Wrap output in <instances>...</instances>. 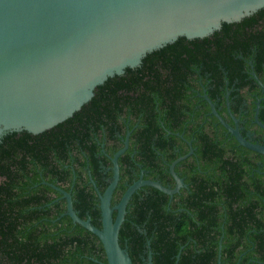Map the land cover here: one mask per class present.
<instances>
[{"label": "trees", "instance_id": "1", "mask_svg": "<svg viewBox=\"0 0 264 264\" xmlns=\"http://www.w3.org/2000/svg\"><path fill=\"white\" fill-rule=\"evenodd\" d=\"M257 18H264V8L239 22L250 25ZM232 24L243 28L238 22L226 23L210 36L191 41L179 37L147 53L139 66L109 77L96 87L95 95L80 110L49 130L39 134L8 132L1 137L0 264L106 262L104 248L95 234L73 223L67 215L56 219L64 212L65 204L50 203L43 189L54 190L40 181L66 183L70 171L64 167L68 147L81 146L86 153L85 160L75 159L81 167L88 165L92 174H97L99 189L103 191L106 182L98 172V159L92 154L94 146L88 144L90 135L85 130L87 123L96 121L93 112L108 111L107 117H98L111 120L114 116L110 111L114 106L120 110V104L131 103L132 90L161 84L163 64L176 69L185 64L184 54L191 59L194 53L189 43L206 48L211 37L217 40L230 37ZM105 103L111 105L105 107ZM218 168L222 172L226 165ZM150 189L151 194L144 199L132 195L118 233L119 244L127 249L132 264H145L148 251H151L152 264H217L219 241L220 264H264V185L257 190L258 199L246 198L244 202L242 196L230 189L222 202L216 194L210 204L189 203V212L178 211L177 205L167 204L168 195ZM72 200L80 217H90L94 225L101 226L100 209L91 188L75 184ZM192 213L206 224L197 227ZM208 226H213L210 234Z\"/></svg>", "mask_w": 264, "mask_h": 264}, {"label": "flooded vegetation", "instance_id": "2", "mask_svg": "<svg viewBox=\"0 0 264 264\" xmlns=\"http://www.w3.org/2000/svg\"><path fill=\"white\" fill-rule=\"evenodd\" d=\"M257 20L250 25L238 21L243 28L232 24L230 37H211L206 48L189 43L194 53L191 59L184 54L185 64L176 69L163 64L161 84L132 90L131 103L120 104V110L113 105L111 120L98 117L109 113L103 107V114L93 112L96 121L87 123L85 130L106 186L113 175L112 158L119 152V179L111 205L140 178L174 188L170 169L174 163L180 185L171 196L166 194L167 204L177 205L180 212H189V203L210 204L216 194L222 202L230 189L244 202L246 198L258 199L257 190L264 185V152L243 145L234 133L251 145L264 147V18ZM205 50L207 53H199ZM79 147H68L66 183L40 181L54 190L43 189L50 203L66 201L46 183L66 189L71 199L76 184L91 188L99 206L100 182L88 165L80 166L78 160L84 162L86 153ZM222 164L226 170L220 172L217 167ZM150 188L143 185L132 195L144 199L151 194ZM191 216L197 227L206 224L197 214ZM208 227L210 234L213 226Z\"/></svg>", "mask_w": 264, "mask_h": 264}, {"label": "water", "instance_id": "3", "mask_svg": "<svg viewBox=\"0 0 264 264\" xmlns=\"http://www.w3.org/2000/svg\"><path fill=\"white\" fill-rule=\"evenodd\" d=\"M262 8L264 0H0V139L8 132L49 130L78 111L109 77L139 66L147 53L179 37H207ZM234 133L243 145L264 152ZM118 154L110 182L103 192L97 189L100 227L78 215L69 192L46 183L66 201L56 219L67 215L95 234L105 251L103 264H132L118 240L131 195L148 185L171 196L180 185L174 163V188L140 178L111 205ZM220 250L219 241L217 264ZM145 264H152L151 251Z\"/></svg>", "mask_w": 264, "mask_h": 264}]
</instances>
